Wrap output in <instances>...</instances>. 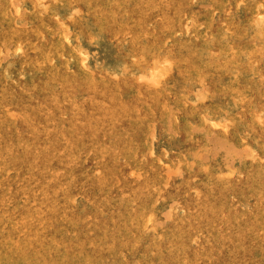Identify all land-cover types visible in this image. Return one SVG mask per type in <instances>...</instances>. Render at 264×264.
I'll list each match as a JSON object with an SVG mask.
<instances>
[{"label": "rangeland", "instance_id": "1", "mask_svg": "<svg viewBox=\"0 0 264 264\" xmlns=\"http://www.w3.org/2000/svg\"><path fill=\"white\" fill-rule=\"evenodd\" d=\"M0 264H264V0H0Z\"/></svg>", "mask_w": 264, "mask_h": 264}, {"label": "bare ground", "instance_id": "2", "mask_svg": "<svg viewBox=\"0 0 264 264\" xmlns=\"http://www.w3.org/2000/svg\"><path fill=\"white\" fill-rule=\"evenodd\" d=\"M137 18V17H136Z\"/></svg>", "mask_w": 264, "mask_h": 264}]
</instances>
